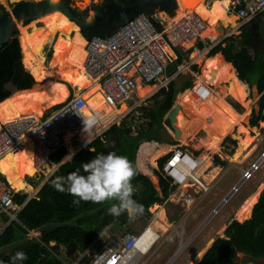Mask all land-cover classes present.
<instances>
[{
    "label": "trees",
    "instance_id": "trees-1",
    "mask_svg": "<svg viewBox=\"0 0 264 264\" xmlns=\"http://www.w3.org/2000/svg\"><path fill=\"white\" fill-rule=\"evenodd\" d=\"M260 17L259 15L256 19L259 20ZM152 21L159 30L163 29L161 23L156 22L154 18ZM250 22L242 26L243 29L240 35H231L213 46L208 56L222 54L225 61L231 63L236 69L237 76L240 77L241 81H250L253 77H256L258 92L263 93L264 58L253 57L248 49ZM60 23L56 22L54 18L51 19L53 25ZM22 26L28 34L29 30L34 27V23L30 22ZM76 31L74 34H80L79 32H81L78 28ZM261 32L264 33V28ZM40 33L42 32H33L29 37L34 43H37V51L42 59L46 61L43 50L49 42L45 44L37 41L40 38ZM95 35L105 36V28L91 30L90 33L84 34V37L89 39ZM20 44L18 39L15 38L5 43L0 50V103L19 92L14 91L11 94L6 88V84L10 82H13L19 90H27L34 85L33 77L38 80L39 84L45 81L41 66L29 70V67L35 63L34 57L26 51V45L23 41H20ZM204 46L203 42L198 43L199 49H203ZM174 66H170L167 73H173ZM191 87H193V79L183 87L182 92ZM176 91L177 89L173 87L170 99H167L168 88L159 91V94L164 95V98L156 109L154 121L147 131L131 135L130 129L126 127L125 123L114 124L102 136L83 147L70 161L61 164L45 182L35 198L27 202V194L16 193L14 196L15 202L24 206L19 213V224H11L0 235V260L4 261L5 264H10V257L19 250L26 254L27 259L18 262V264H63L52 253L58 252L59 246L83 252L104 227L111 225L112 230L116 232L117 226H127L131 219H129L126 212L121 213L119 216H113L107 212V208L116 201L110 200L101 203L80 201L78 205H75L72 203L76 199L75 197L67 191L58 190L53 185V181L57 177L67 176L70 172L80 168L81 164L94 158L97 153L115 152L118 155L126 156L132 163L135 169V175L131 180L134 187L132 198L143 205V212L139 215L150 218L152 216L150 207L154 204L162 205L166 203L170 194L176 188L171 185L169 179L162 175V167L169 156H165L158 161L160 168L157 171L160 178L159 190L147 175L138 170L136 156L140 145L144 141H154L159 144H177V142H171L168 138L159 136V131L163 128L164 116L174 103ZM259 104V111L253 112L250 119L252 126H257L259 122L264 121V94L261 96ZM199 152L198 157L200 158L209 154V151L204 149L199 150ZM67 154L68 149L61 147L52 155L51 160L55 164H59ZM214 155L210 154L211 162ZM215 165L224 166L226 161L216 156ZM169 205L173 206L172 203H169ZM28 230L39 232L40 236L29 238ZM52 242L57 245L52 247L50 245ZM240 253L248 257L254 264H264V191L253 207L251 217L243 222L233 220L224 230V237L217 238L197 264H233Z\"/></svg>",
    "mask_w": 264,
    "mask_h": 264
},
{
    "label": "built area",
    "instance_id": "built-area-1",
    "mask_svg": "<svg viewBox=\"0 0 264 264\" xmlns=\"http://www.w3.org/2000/svg\"><path fill=\"white\" fill-rule=\"evenodd\" d=\"M227 1L228 15H236L243 24L264 13V0ZM152 19L146 14L137 13L128 24L117 28L111 34L95 35L86 39L87 74L98 78L109 105L120 106L125 103L128 105V112H131L141 99L137 94L140 85L167 82L169 67L178 62L177 49L188 41H202L206 38L202 36L206 22L195 13L184 15L168 28L163 26L162 30L155 26ZM69 90V96L64 102L51 107L41 117H27L0 125V160L7 153L20 151L24 140L28 138L34 145L36 164H53L51 157L58 149L66 147L65 138L68 134L72 133L74 139L79 132L94 131L98 125L95 118L91 128L85 129L83 123L87 118L83 111L86 100L81 94H75L73 88ZM212 90V86L202 84L197 88L195 96L205 99ZM198 165L197 156L185 150L183 146H177L169 153V158L162 167V175L176 187L168 199L170 202L187 205L188 214L197 209L190 190L199 187V193L207 197L213 189V185L200 182L195 177L194 172ZM263 167L264 146L257 157L240 171L238 180L212 209L207 221L209 222L211 217L213 218ZM187 182L190 183L189 187L183 188ZM15 194L0 173V235L11 224H19V213L24 205L15 202ZM150 230L151 224H148L140 233L127 231L118 237V233L108 225L85 251L60 246L54 255L63 264H146L147 260L143 258L150 254L159 238L157 232L156 239L143 253L140 247L145 242L144 235L149 234V242L151 241ZM138 251L142 254L139 255ZM136 254L140 256L139 259H136Z\"/></svg>",
    "mask_w": 264,
    "mask_h": 264
},
{
    "label": "bare ground",
    "instance_id": "bare-ground-1",
    "mask_svg": "<svg viewBox=\"0 0 264 264\" xmlns=\"http://www.w3.org/2000/svg\"><path fill=\"white\" fill-rule=\"evenodd\" d=\"M50 1L56 2L58 0ZM178 1L182 3L184 7L180 6V9L174 16L175 20L186 14H197L206 22V29L202 33L203 37L218 40L225 35L226 28H236L234 20L237 17L234 15H228L227 0H212L209 6L205 4L208 1L205 2L204 0ZM76 4V7L80 8H84L88 5L87 0H79ZM161 17L164 19L165 15L162 14ZM41 18L42 20L47 18L51 20L54 18L57 21H62L60 19H64L81 30L78 23L68 17V15H66L65 12H62L58 7L39 14L26 24L22 25H27L28 23ZM215 32L218 33V36L221 35L220 38L216 36ZM79 33L81 34V32ZM80 34L76 33L70 39L62 36V34L57 37L53 45L51 60L45 68V81L34 88L32 87L31 89L21 90L0 103L1 124L4 125L27 117H41L45 111L67 99L70 91L68 86L73 89L75 88L76 92L79 94L81 93L84 97L86 100V106L83 110L84 114L87 118H95L98 121L97 126L100 129L106 128L118 116H121L126 111L127 105L125 103H122L120 106L109 105L106 102L98 78H92L87 74V69L85 67L87 51L84 47L86 43ZM20 41L25 43L26 39L19 31V42ZM36 55L39 58V54ZM192 57L196 63L203 65V69L196 87L193 88V90L186 89L179 94L177 99L179 110L176 115L175 126L180 131L179 139L182 142L191 141L200 130H203L206 133V137L201 141V144L213 152H219L222 143L232 137L233 131L238 128V131L243 134V137L240 139L239 146L233 158L234 161H239L238 163H241V156H243L244 152H246L254 142L249 128L244 126L249 111V87L245 82L238 78L233 65L225 61L221 54H216L212 57H205L204 52H194L192 53ZM39 60L41 59L39 58ZM179 63L182 62H178V64ZM200 84L213 86V90L210 91L205 99L195 96V92ZM214 87H218L221 93L215 94ZM155 89L156 87L154 85L139 86L137 94L140 98L145 99L150 97L153 92H155ZM227 96H231L242 103L247 110L244 113H239L227 101ZM261 124L264 125V122H261ZM97 130L98 129L95 128L94 131L88 130L83 132L80 134V137L82 139H89L96 134ZM172 133L175 135L174 132ZM72 136V133L68 134L66 136V141L68 142ZM170 149L171 147L169 146L145 143L141 146V153L142 156L145 153V161H147L150 166L155 167L156 160L160 156L169 152ZM250 155L251 152L245 155L244 159ZM197 158L199 165L194 172L195 177L200 180V182L204 183L207 180L212 181L215 179L221 171L218 167L213 168L209 175L204 177V180L203 178L197 177L196 173H198L203 165V159L200 157ZM34 160V145L28 138L24 140V146L20 151L16 153H7L0 160V173L6 177L12 191H14V189L18 192H21L24 189L28 191L33 190L32 186L24 181V178L26 176H34L35 173H37L36 171H38L39 168L36 166ZM140 166L146 174H152L149 167L144 165L143 162H141ZM262 188L263 185L260 186L257 194L247 200L235 213V220L243 222L250 217L252 208L258 202V194ZM152 209L156 213V220L153 224L154 226L151 227V241L149 242V234L144 235L143 241L145 242L142 244V247H140V250L143 253L149 249V246L157 237V231L154 227L158 228V226H160L167 232L170 229L162 206H160V204H154ZM178 228H180L181 231H184V223L179 224ZM191 240L192 239L185 240L181 238L180 243L168 264H172L176 260V258L189 245ZM212 243V239L207 241L205 248L197 252L193 257V263H197L201 260L202 256ZM141 251H138L139 255L142 254ZM139 255L136 254V259L140 258Z\"/></svg>",
    "mask_w": 264,
    "mask_h": 264
},
{
    "label": "rangeland",
    "instance_id": "rangeland-1",
    "mask_svg": "<svg viewBox=\"0 0 264 264\" xmlns=\"http://www.w3.org/2000/svg\"><path fill=\"white\" fill-rule=\"evenodd\" d=\"M9 1L10 2H16V1H20V0H9ZM65 1L72 6L73 5L76 6L77 5L76 2L79 0H65ZM89 1L90 0H87V4L89 3ZM95 1H97V0H95ZM211 2H212V0L208 1L205 4L207 6H209L211 4ZM1 7H4L7 10L12 8L11 6H9L8 0H0V8ZM234 16H236V15H234ZM43 18H46V17H43ZM56 18H58V17H56ZM60 20H62V21L56 20V22H58V23L62 22V23L57 24V25L51 24V20L49 18L45 19L44 21H42V18L39 20H34V21H32L34 23V27H32L29 30L28 34L24 31V28L22 26V24H24V21L17 22V29H18V25L20 24L19 29L16 31V33L18 34L17 39H19V31H20V33L26 39V42H25L26 51L31 53L34 57L35 63L29 67V70L34 69V67H36V66H41L44 77H45V68L51 60V56H52V52H53V45H54L57 37L62 34V36H65L66 38L70 39L77 29L75 27V25H73L72 23L67 22L64 19H60ZM176 20H175V17H168L167 15H165V18L163 19L162 23H164V25L167 26V28H168L172 23H175ZM234 22H235L234 24H236V28H230V27L226 28L225 35L223 37L220 38L221 35L218 36V33L215 32L216 36L218 38H220L218 40H223L225 37L231 36V35L237 36L242 32V29H243L242 26L244 25L242 23V21H240L239 18L237 17V18H235ZM263 25H264V13L261 15L260 20L254 19L253 21H251L249 23L250 35H248V42H249L248 49L252 53V56L255 58L256 57L264 58V36H262V34L260 32V29L263 28ZM36 31L42 32V33H40V38L37 41H40L41 43H45V44L49 42V44H47L43 50V54H45L46 61H44L42 59V63H40V64L36 63V57H37L36 54H39V52L37 51L38 45H37V43H34L29 37L31 33L36 32ZM81 35L84 38L83 40L86 43V38L84 37L82 32H81ZM218 40L206 38V40L203 42L205 47L203 49H199V51L205 52V54H206V51L210 50L214 45H217L216 43ZM189 42L190 41L183 44V46L180 48V50H183L184 48L185 49H189V48L193 49L192 46L195 47L193 50H196L197 44L199 42H202V41H200V40L194 41L193 40L192 42H190V43ZM194 62H195V60L193 59L192 55L190 57H187V59L184 60L182 63H179V64L177 63V65H176L177 66V72H174L173 74H171V77L173 78L176 75H178V72H180V74L175 77V79L178 81V87L179 88H177L175 100H174V103L172 106L177 105V99L179 97V94L182 93V89H183L182 82L189 78V75L191 74L190 70H192L194 72L202 71L203 65L200 63L196 64V62L195 63ZM201 73H199V74H201ZM195 74L198 75L197 73L193 74L192 79H194V80L196 79ZM171 77L169 76V79ZM33 79H34V87H36L39 84V82L34 77H33ZM194 80H193V85H195ZM244 82H246L248 87H249L248 101H250L248 116H247L246 123L244 126L246 128H249V130L251 132V136L254 139V142L250 146V148L246 152H244L243 156H241V158H240L241 163H238L239 161L238 162L234 161V158H233V156L235 155L236 150L239 146L240 139L243 137V134H241L238 131V128H236V130L233 131V136L230 137L232 139V143H226L224 141L221 145L220 151L219 152H213L201 144V141L206 137L205 131L200 130L193 137V139L191 141L182 142V141H180V139H178V140L175 139L174 134L172 133V131H170L168 129V127H166V123L163 120V128L159 131V136L161 138H168L171 142H177V144H172V146L175 147V146H182L183 145V148L185 150H189L191 153H193L197 157L199 156V153H200L199 150L204 149V150L209 151V154L207 156L201 157L203 159V165L199 169L198 173H196L198 178H203L206 175H209L211 170H213V168H215V167L220 168L221 171L217 175V177L215 179H213L212 181H208V180L205 181V184L210 183L211 185H213V189L207 197H204V196H202L201 193H199V190H198L199 187L198 188L195 187L194 189L190 190V193L194 197L196 205H197V209L196 210L194 209L195 210L194 212H196V213L198 212L197 215H200V216H198V217H200V218H198V220H196L197 218L194 217V215L196 213L192 212L193 215H192V213H189V214L187 213L189 208L187 205H184L183 203L170 202V200L168 199L166 203H163L162 205L160 204V206H162V208L165 211V214L167 217V223H168V226L170 227V229L167 232L163 228H161L160 226H158V228L154 227V229L159 233L160 238L157 241V243L155 244V246L153 247L150 254H148L147 256H145L143 258V260H147L146 264H168L169 261L171 260L172 256H173L175 250L177 249L181 238H183L185 240H189V239H192V240L189 243V245L184 249V251L176 258V260L172 264H196V263H193V257L195 256V254L205 248L208 240L212 239L214 242V239L216 237H220V236L224 237V230L226 228L224 230H221V228L219 229V227L223 223H227V221L230 218H232V217L235 218L234 213L236 211V208L243 203L244 198L248 194L252 193L254 190H256V191L259 190L260 186L263 184L262 183L259 185L260 182H264V167L256 173L255 177L252 180L246 182L241 187L239 193L234 195L229 200V202H227L219 210L220 213L218 212L213 218L211 217V220L209 221L208 225L204 229L202 228L203 230L200 229V227L204 224V222L207 221V218L210 215L209 213H211L212 208L216 207L218 205V203L220 202L219 200H221V198H222V192H224L227 188L230 189V186H232L238 180V178L240 176L238 168L245 169L249 165V163L257 157V155L259 154V152L262 150V148L264 146V125L261 124V122H264V121L259 122V124L257 126H252L251 122H250V119L252 117V113L259 111V108H260L259 100H260L261 96L264 94V92L263 93L258 92L257 83H256L255 79L252 78L250 81L244 80ZM166 83H165V85L162 84L163 85L162 89L164 87L167 89L168 85H166ZM140 87H143V86L140 85ZM6 88L10 92H12V90H14V88L12 87V85L10 83H8L6 85ZM68 88H71V87L68 86ZM217 88L218 87H214L215 94L221 93L219 88L218 89ZM158 89L159 90L153 92V94L150 97L145 98V99H143V98L139 99L137 101V104L134 105L133 110L131 112H128L129 108L127 105L126 111L121 116H118L106 128L100 129V128H98V126H96L95 128L98 129L96 131V134L91 136L89 139H82L80 137V134L83 132H79L76 134L74 139L71 138L68 142L66 141V146L68 148V154L63 158V160L61 161V164L65 163L67 161H70L83 147H85V145L90 144L93 140L102 136L114 124L120 125L122 123H125L126 127L130 129L131 135H136L138 133L147 131L154 121L156 108L159 106V104L161 103V101L164 98V95L159 94V91L161 89L160 88H158ZM74 93L79 94L76 92L75 88H74ZM227 101L239 113H244L247 110V108L242 103L235 100L231 96H227ZM47 111H49V109ZM0 125H3V124H1V122H0ZM253 128H254V131H253ZM146 143L156 144V142L154 143V141H151V142L146 141ZM143 144H145V143H143ZM142 145H140V146H142ZM249 152H251V155L249 157H247L246 159H244V156L247 155ZM137 153H138V155H137L136 164H137L138 170L141 173H143L144 175H147L149 177V179L152 181V183L155 185V187L159 190L160 178L157 175V171H159L160 168L158 165V161L165 156H169L170 152H167L164 155L160 156L156 160V166L155 167L150 166L147 163V161H145L146 154L144 153V155L142 156L141 147H140V151H138ZM210 154H215L212 162L210 161ZM216 156H218L222 160L226 161V165H224V166L215 165V157ZM138 157H139V160H138ZM142 157H143V159H142ZM141 162H143L144 165H147V167L152 168L151 169V172H152L151 175L146 174L142 170L143 168L140 166ZM57 167H59L58 164L49 163V165L47 164V165L43 166V168L40 172L38 170V172H39V173L37 172L38 174L35 173V175L37 174V176H36L37 178H30L33 176H27L28 178H30V179H27V182H30L33 184L32 185L33 190L28 191V190L24 189V190H22V193H27L29 198L36 197L37 193H39L38 190L51 177V175L56 171ZM189 184H190L189 182L185 183L183 185V188L189 187ZM11 190H12V188H11ZM12 192L17 193L18 191H15V189H14V191H12ZM169 203H172L173 206L169 205ZM152 208H153V206L150 207V212L152 213V216L150 218H145L142 215L137 214L133 219L130 220V222L127 224V226L126 225L121 226V227L117 226L115 233H118V237L121 236L123 232L130 231L129 228L134 229L137 233H140L142 231L143 227L146 226L147 224H149V223L154 224V222L156 220V213L153 211ZM203 218L205 219V221L202 223V225L201 226L199 225L196 229H194L195 228L194 226L197 223H199ZM240 222H242V221H240ZM181 223H184V231H181V229L178 228V225ZM216 230H217V232H216ZM208 234H209V236L213 235V238L208 239V237H209V236L207 237ZM39 235H40L39 232L31 233L32 238L37 237ZM263 262H264V260H263ZM233 264H254V263L248 257H246L245 255L240 253L238 259Z\"/></svg>",
    "mask_w": 264,
    "mask_h": 264
},
{
    "label": "water",
    "instance_id": "water-1",
    "mask_svg": "<svg viewBox=\"0 0 264 264\" xmlns=\"http://www.w3.org/2000/svg\"><path fill=\"white\" fill-rule=\"evenodd\" d=\"M97 1L90 0V3L84 8L76 7L75 5L72 6L65 0H58L56 2H52L50 0L19 1L11 9L0 13V50L5 43L17 38V22L24 21L25 24L37 15L50 11L56 7H58L62 12H65L72 20L77 22L81 27L82 33L87 29H93L100 23H103V26L105 27V35H109L115 29L128 24L135 16V13L146 14L154 18L156 22L162 23V14L167 15L168 17H174L180 9V6L184 7V5L178 0ZM204 1L207 2L209 0ZM220 41L221 40H218L216 44ZM10 84L14 88L11 94L14 91H21L13 82H10ZM173 86L174 83L171 82L168 87L167 99H170L172 96ZM32 87H34V85ZM178 110L179 105H174L164 118L166 127L175 133L174 137L177 140L180 137V131L175 126ZM226 143H232V139L228 138ZM206 223L207 221L200 227V229H202Z\"/></svg>",
    "mask_w": 264,
    "mask_h": 264
},
{
    "label": "clouds",
    "instance_id": "clouds-1",
    "mask_svg": "<svg viewBox=\"0 0 264 264\" xmlns=\"http://www.w3.org/2000/svg\"><path fill=\"white\" fill-rule=\"evenodd\" d=\"M83 123L85 129H88L93 126L95 119L89 117L84 119ZM134 175L135 169L126 156L115 152L97 153L94 158L81 164L80 168L67 176L57 177L53 185L58 190L67 191L75 197L76 199L72 201L75 205H78L80 201L101 203L114 200L116 203H112L107 208V212L113 216L126 212L129 219H132L143 212V205L132 198L134 187L131 180ZM33 232L36 231H29V238H32ZM50 245L55 247L57 244L52 242ZM52 253L54 255L57 252ZM26 259V254L18 250L10 257V264H18ZM0 264L5 262L0 260Z\"/></svg>",
    "mask_w": 264,
    "mask_h": 264
},
{
    "label": "crops",
    "instance_id": "crops-1",
    "mask_svg": "<svg viewBox=\"0 0 264 264\" xmlns=\"http://www.w3.org/2000/svg\"><path fill=\"white\" fill-rule=\"evenodd\" d=\"M262 14H263V13H262ZM262 14H261V15H262ZM261 15H260V16H261ZM257 17H258V16H257ZM164 18H165V17H164ZM260 18H261V17H260ZM256 20H258V19H256ZM259 20H260V19H259ZM163 26H164V27H167V26L164 25V23H163ZM263 28H264V25H263ZM263 28L260 29V32H261V30H262ZM261 34H262V36H264V33H263V32H261ZM239 35H240V34H239ZM227 37H229V36H227ZM227 37H225V38H227ZM206 38L209 39L208 37H206ZM206 38H205V40H206ZM225 38H224V39H225ZM205 40H202V42H204ZM221 41H222V40H221ZM182 46H183V45H182ZM182 46H181V47H182ZM214 46H215V45H214ZM181 47H180V48H181ZM192 47H193V49L195 48L194 46H192ZM204 47H205V46H204ZM180 48H178L177 51H176V53H177V57H178V62H179L180 60H181L180 62H183L184 60L187 59V57H190V56L192 55V53H194V52H200V53H201V51H199L198 44H197V49H196V50H193V49H191V48H189V49H185V48H184L183 50H180ZM210 50H211V49H210ZM210 50L206 51L205 57H209L208 54H209ZM204 53H205V52H204ZM218 54H219V53H218ZM221 55H222V54H221ZM222 57H223V56H222ZM39 58H40L41 60H39ZM39 58L36 57V63H37V64L42 63V57H41L40 54H39ZM223 58H224V57H223ZM224 60H225V59H224ZM178 62H177V63H178ZM177 63H176L175 66L173 67V68L175 69V70L173 71V73H174V72H177V66H176ZM194 63H195V62H194ZM196 64H197V63H196ZM201 66H202V65H201ZM171 67H172V66H171ZM169 68H170V67H169ZM178 68H179V67H178ZM201 68H202V67H201ZM189 70H190V69H189ZM235 70H236V69H235ZM173 73H169V72H168L167 75L171 77V74H173ZM190 73H191V74L189 75V78L186 79V80H184V81L182 82V86L184 87L189 81H191V79L193 78V74H194V73H197L198 75L195 74V75H196V79H195V80L193 79V80L195 81V85H193V87L190 88L191 90H193V88H195V87H196V84L198 83L197 81H199V76H200L199 73H201V71H200V72H194V71L190 70ZM179 74H180V72H178V75H179ZM236 74L238 75L237 72H236ZM178 75H176V76H178ZM176 76H175V77H176ZM175 77H173V78L171 77V78L168 80L167 83L164 82L163 84L165 85V83H166V85H168V86H167V88H168L169 85L171 84V82H173V83L175 84L173 87H174L175 89L179 88V87H178V81L175 79ZM197 77H198V79H197ZM253 79H255V81H256V83H257V78H256V77H253ZM168 83H169V84H168ZM224 84H225V83H224ZM257 84H258V83H257ZM150 85H152V86L154 85V86L156 87L155 91L159 90L158 88L162 89V87H163V85L160 84V83H155V84H150ZM200 85H201V84H200ZM141 86H144V85H141ZM145 86H147V85H145ZM198 87H199V86H198ZM164 88H165V87H164ZM212 89H213V86H212ZM257 89H258V88H257ZM80 94H81V93H80ZM138 97H139V96H138ZM139 98H140V97H139ZM141 99H142V98H141ZM1 103H2V102H1ZM172 107H173V106H172ZM172 107H171V108H172ZM157 108H158V107H157ZM157 108H156V109H157ZM155 111H156V110H155ZM164 118H165V117H164ZM136 135H137V134H136ZM143 143H146V141H144ZM143 143H142V144H143ZM154 143H155V142H154ZM142 144H141V145H142ZM156 144L171 147V149H170L169 152H171L174 148L177 147V146L174 147V146H172L171 144H159V143H157V142H156ZM87 145H88V144H87ZM87 145H85V146H87ZM182 146H183V145H182ZM140 147H141V146H140ZM140 147H139V150H138V151H140ZM65 148H67V146H66ZM67 149H68V148H67ZM137 155H138V153H137ZM136 160H137V156H136ZM138 160H139V157H138ZM51 162H52V160H51ZM67 162H68V161H67ZM52 163L55 164L54 162H52ZM62 164H63V163H62ZM48 165H49V164H48ZM60 165H61V163L58 164V166H60ZM136 165H137V164H136ZM36 166L39 168V169H38L39 172H40V171L42 170V168H43V166H40V165H38V164H36ZM44 166H45V165H44ZM57 169H58V167H57ZM57 169H56V170H57ZM149 169L151 170L152 168L149 167ZM238 169H239V173H240V171H241L242 169H240V168H238ZM211 171H212V170H211ZM36 172H38V171H36ZM39 172H38V173H39ZM53 172H54V171H53ZM38 173H37V174H38ZM37 174H36L35 176H33V177H30V178H37V177H36ZM53 174H54V173H53ZM53 174H52V175H53ZM142 174H143V173H142ZM52 175H51V176H52ZM5 178H6V177H5ZM30 178H28V177L26 176V177L24 178V181H25L28 185H31V186H32V185H33L32 183L27 182V179H30ZM203 180H204V177H203ZM262 183L264 184V182H260L259 185L262 184ZM44 184H45V183H44ZM44 184H43V185H44ZM232 184H233V183H232ZM232 184H231V185H232ZM263 184H262V185H263ZM43 185H42V187H43ZM259 185H258V186H259ZM258 186H257V187H258ZM42 187H41V188H42ZM230 187H231V186H230ZM41 188L38 190V192L41 190ZM228 190H229V188H227L224 192H222V198L224 197V195L227 193ZM263 190H264V185H263V188L259 191L258 197H260V194H261V192H262ZM257 192H258V190H257V191L254 190L252 193L248 194V195L244 198L243 203H244L245 201L251 199L253 196H255V195L257 194ZM18 193H21V194H27V193H22V191H21V192H18ZM37 194H38V193H37ZM33 198H35V197H32V198H29V197H28L27 201H29V200H31V199H33ZM222 198H221V199H222ZM219 201H220V200H219ZM243 203H242L240 206H238V207L236 208L235 213L239 210V208L243 205ZM213 208H215V207H213ZM213 208H212V209H213ZM195 210H196V209H195ZM195 210H194V211H195ZM252 210H253V208H252ZM194 211H193V213H196V212H194ZM193 213H192V215H193ZM197 213H198V212H197ZM197 213L194 215V217L197 218L196 220H198V218H200V217H198V216H200V215H197ZM219 213H220V212H219ZM235 213H234V215H235ZM209 214H210V213H209ZM209 214H208V215H209ZM251 215H252V211H251L250 217H251ZM234 217H235V216H234ZM250 217H249V218H250ZM249 218H248V219H249ZM233 220H235V218H233V217L230 218V219L227 221V223H223V224L219 227V229L221 228V230H224V229H225V228H226V227H227V226H228ZM204 221H205V219L203 218L199 223H197V224L194 226V227H195L194 229H196L199 225L201 226L202 223H203ZM208 223H209V222H208ZM208 223L205 224V226L203 227V229L208 225ZM149 224H151V223H149ZM147 225H148V224H147ZM153 226H154V225L151 224V227H153ZM143 228H144V227H143ZM203 229H202V230H203ZM129 230H130V232L137 233L134 229L129 228ZM202 230H201V231H202ZM217 230H218V229H217ZM217 230H216V232H217ZM215 234H216V233H215ZM215 234H214V235H215ZM210 235H211V234H210ZM208 236H209V234L207 235V237H208ZM207 237H206V238H207ZM220 237H221V236H220ZM209 238H213V235L209 236L208 239H209ZM217 238H219V237H216V238L214 239V241H215ZM196 264H197V263H196Z\"/></svg>",
    "mask_w": 264,
    "mask_h": 264
},
{
    "label": "flooded vegetation",
    "instance_id": "flooded-vegetation-1",
    "mask_svg": "<svg viewBox=\"0 0 264 264\" xmlns=\"http://www.w3.org/2000/svg\"><path fill=\"white\" fill-rule=\"evenodd\" d=\"M20 1H22V0H20ZM8 2H9V6H11V7H13L16 3H18L19 1H16V2H10L9 0H8ZM0 13L1 12H5V11H7V9H5L4 7H1L0 8ZM97 28H99V29H102V28H105L104 26H103V23H100L98 26H96L95 28H93V29H87L86 31H84L83 32V35L84 34H88V33H90V31L91 30H95V29H97Z\"/></svg>",
    "mask_w": 264,
    "mask_h": 264
}]
</instances>
